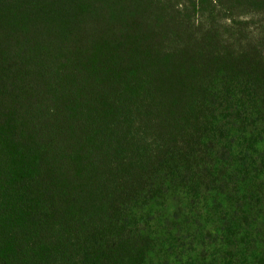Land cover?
<instances>
[{
  "label": "trees",
  "instance_id": "trees-1",
  "mask_svg": "<svg viewBox=\"0 0 264 264\" xmlns=\"http://www.w3.org/2000/svg\"><path fill=\"white\" fill-rule=\"evenodd\" d=\"M171 202L264 264V0H0V264H157Z\"/></svg>",
  "mask_w": 264,
  "mask_h": 264
},
{
  "label": "rangeland",
  "instance_id": "rangeland-1",
  "mask_svg": "<svg viewBox=\"0 0 264 264\" xmlns=\"http://www.w3.org/2000/svg\"><path fill=\"white\" fill-rule=\"evenodd\" d=\"M166 209L165 208H158L157 211H153L152 214L155 216L154 220H150L152 226H154L155 231L159 232V235L162 236L164 239H162V242L166 246V248H171L172 246H169L172 244L174 248H176V252L172 253L171 250H168V257H164L163 253H160V255L156 256L157 264H178V262H184L187 264L189 262V256H188V250L197 247L199 250L202 249V246L200 245L202 241L205 242L209 246L207 249L208 256H213L216 249H212L210 247L211 239L206 237V233L203 231V236L196 233V229L194 225V215H190L187 221L189 222V226L186 227V218L180 216V220L178 221L177 225H180L179 228H175L173 230L169 229V227L165 224L167 218H172L177 213V205L173 204L171 202ZM193 223V224H191ZM211 227H207V230H210ZM163 233H168L169 235H163ZM165 261V263H164Z\"/></svg>",
  "mask_w": 264,
  "mask_h": 264
}]
</instances>
